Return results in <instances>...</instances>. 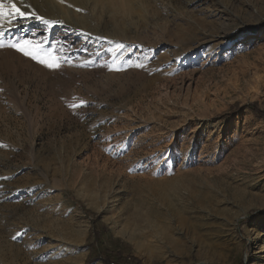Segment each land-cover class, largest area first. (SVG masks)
I'll list each match as a JSON object with an SVG mask.
<instances>
[{"label": "rangeland", "instance_id": "obj_1", "mask_svg": "<svg viewBox=\"0 0 264 264\" xmlns=\"http://www.w3.org/2000/svg\"><path fill=\"white\" fill-rule=\"evenodd\" d=\"M129 1L3 28L0 264H264V0Z\"/></svg>", "mask_w": 264, "mask_h": 264}, {"label": "bare ground", "instance_id": "obj_2", "mask_svg": "<svg viewBox=\"0 0 264 264\" xmlns=\"http://www.w3.org/2000/svg\"><path fill=\"white\" fill-rule=\"evenodd\" d=\"M14 1H15V3H17V5L19 7L22 8V10H24L26 12H30L31 14H33L35 16H41L43 18L49 17L51 19L60 20L61 22H62V19L65 20L66 22H69V23L73 21L71 16H69L71 13L66 9V5H65V1H69V0H14ZM73 1L75 3H78L81 0H73ZM129 3H130L129 0H124L125 5H128ZM33 18H35V17H33ZM17 19H19L22 23L27 21V19H24V18H19V17L15 18V20H17ZM19 20H18V22H20ZM30 21H31V19H30ZM18 22L13 21V23L7 24V26L11 27V25H14ZM75 25L78 26L79 24L75 23ZM21 29H23V28H21ZM5 33H7V32H5ZM66 39L68 40V36Z\"/></svg>", "mask_w": 264, "mask_h": 264}, {"label": "snow or ice", "instance_id": "obj_3", "mask_svg": "<svg viewBox=\"0 0 264 264\" xmlns=\"http://www.w3.org/2000/svg\"><path fill=\"white\" fill-rule=\"evenodd\" d=\"M31 15L32 14L30 12L22 10L21 7H19L17 3L14 2V0H7V6L5 0H0V36H3V28L6 24L13 23V21L17 17L29 18ZM28 44H30L29 41H23L13 43L11 46L13 48H16L19 52L23 53L24 55L29 56L32 59H37V57L28 48H26V45ZM39 62L42 64H46V66L50 69H56L60 67L59 64L53 61L40 60Z\"/></svg>", "mask_w": 264, "mask_h": 264}, {"label": "trees", "instance_id": "obj_4", "mask_svg": "<svg viewBox=\"0 0 264 264\" xmlns=\"http://www.w3.org/2000/svg\"><path fill=\"white\" fill-rule=\"evenodd\" d=\"M108 264H109V262H108Z\"/></svg>", "mask_w": 264, "mask_h": 264}]
</instances>
